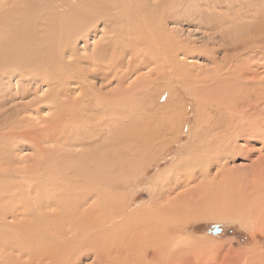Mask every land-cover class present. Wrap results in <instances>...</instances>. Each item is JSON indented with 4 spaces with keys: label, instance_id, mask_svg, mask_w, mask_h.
Here are the masks:
<instances>
[{
    "label": "bare ground",
    "instance_id": "obj_1",
    "mask_svg": "<svg viewBox=\"0 0 264 264\" xmlns=\"http://www.w3.org/2000/svg\"><path fill=\"white\" fill-rule=\"evenodd\" d=\"M69 1L66 0V3ZM100 1L102 2L92 3V0H75L72 3L70 1L69 4L67 3L68 7L66 6L68 9L63 10V17L56 15V8L52 7L54 15L47 17L45 21L46 28L39 29H37L38 26L36 27L38 17L36 15L39 14L38 8L40 9L37 5L38 8L35 9L27 5L23 7V11L18 10L21 14L19 16H16V13H19L17 9L8 8L0 12V76L18 74L20 76L25 75L27 78H44L43 80L50 87V90L48 89L49 99L51 102L56 103V106L58 104V107L54 106L56 110L58 108V111L53 114L54 117L52 116L49 119V123L41 131L45 135L41 138L36 137L37 145H40L41 140V143L58 142L62 146L70 147L90 145L98 140V137L106 128L116 133L119 124H126L128 121H132L134 117H138L136 113L126 122L125 118H130L128 114L131 115V113L125 109L124 114H122L120 110L122 107H119L126 102L130 95H133V92H135L133 90L138 85L148 86L149 88L155 83L166 82L165 86L169 91L165 98L166 105L176 96V89L172 88L173 90H171V85L173 83L182 85L188 81L192 82L188 83L191 84L192 93L204 97L203 101H215L216 103L224 101L225 104L226 101H230L232 97L237 96V99L244 103L246 94L243 87L247 88V79L250 78L247 73V66L249 65H247V59L236 58L229 65L217 66L210 72L206 71L203 75L196 73L194 75L191 71L192 68H190L191 65L189 64V69L186 67L188 63L179 58L180 56L187 57L190 52H185L186 48L181 39L172 32L165 30V23L168 20H174L172 17L178 11L177 8L183 0H159L153 4H149L146 0H134L133 9H118V14L115 8H104V0ZM110 1L113 2L114 0H108L107 2ZM48 2L49 7H51L53 5L50 3L51 0ZM37 4L39 5V2ZM167 10H170V12ZM48 12H51L50 9ZM41 15L39 16L41 17ZM93 16H97V19L104 18L112 24L113 29L109 30L107 36L103 34V38L94 43L89 53L78 56L75 47L78 38L76 39L75 36L79 32L82 34L85 31V28H82L85 25L83 21L86 20L89 23L87 19H93ZM56 17L59 20H56ZM124 17L127 23L125 25L128 26L129 24L124 34L125 37L121 33V24L119 25ZM83 18L84 20L81 21ZM42 19L44 18L42 17ZM57 21L59 22L56 24ZM42 24L44 23H41V26ZM92 26H90V29ZM81 28L84 31H81ZM241 29L245 32V29ZM261 30L264 31L263 27ZM252 40H255V38H252ZM248 41L249 36L242 35L233 42V45L240 47ZM213 53V51H210V57ZM263 60L262 62H264ZM81 64H87L90 69L83 71ZM192 67L195 68L196 66ZM145 68H149L146 76H137L135 81L129 82L127 87L124 85L129 74L138 73V71ZM186 68H188V73ZM75 77L83 79V83H79L80 91L77 92L76 90L77 96H73L75 90L69 87ZM255 77L252 76L250 79L254 80ZM95 80L103 81L105 84L116 82L117 88L111 92L104 91L103 87L97 86ZM17 94L23 96L26 93L23 91ZM65 97L69 98V101L66 102L65 99L67 98ZM89 97L92 100L90 105V102H87ZM195 97L197 99V96ZM257 99L255 105H260L259 103L263 101L259 102ZM232 100L234 102V99ZM216 103L215 105H217ZM170 105L171 110L169 108V111H174L172 102ZM232 107L234 108V106ZM255 108L258 109L259 107L256 106ZM250 109L249 112H252L253 109ZM257 109H254L253 113ZM260 109L256 111L259 112L256 115L259 118L262 115V118H264V114L259 115L264 109L262 108L263 111H260ZM218 111L220 112V109ZM232 112L234 113V110ZM231 113L229 114L233 115ZM142 115L143 111L140 116ZM262 118L259 121H264ZM15 126L19 128L17 124ZM211 126L214 127L213 129L216 132H211L212 136L210 138L206 135V138L202 137L203 135L200 136V138L202 137L203 140L207 141V143L202 142L205 145L204 148L192 150L191 153L183 152L181 158L184 160H181L182 162L172 169L173 178L169 179L168 176L154 183V185L152 184L148 204L143 203L130 211L125 210L128 207L125 200H123L125 203L121 204L118 198L110 195L109 191L119 184L113 183L115 181L112 177L108 179V169L105 166L102 168L94 154L90 152L83 154L80 151H67V157L73 158L77 155L78 158L77 161L72 159V163L65 167L40 170V173H33L34 171L22 173L21 175L12 173L14 176L11 174L13 177L8 179L11 181L7 180L9 183L6 181L0 183V246L19 251L20 255L27 257L22 264H76L81 255L91 256L94 264H192V262L205 264L208 259H202L200 253L212 257L217 253L215 249L186 246L168 247L170 242L167 235L168 224L165 222V210L169 206L166 208L162 203L164 201L161 202L160 199L163 198L165 193L169 192L171 184L176 187L177 185L188 184L187 181L195 182L197 180L198 182L199 179H208L207 177L210 179L207 180L208 183H216L215 179L221 174V171L217 174L218 171L212 172V168L224 166L225 161L228 160L226 159L228 157L226 153L229 151V147L235 145H232L229 132V135H227L229 130L217 131L220 124H212ZM0 127L2 128V126ZM19 130L18 132H20ZM3 132L4 135L0 134V137L10 134V131L8 133H6L7 131ZM19 136L25 139L30 135L21 133ZM26 140L32 141L30 138ZM199 164L202 166L197 167ZM3 170L0 171L4 177L5 171ZM245 171L247 170L227 171L223 176L228 179L241 180L244 175L248 174ZM53 176L55 178H52ZM69 177L73 179L72 182L68 181ZM18 184L22 185L18 187ZM38 189L40 190L38 191ZM138 195L139 192L133 198L135 199ZM194 195L193 190H190L187 192V200L184 199L185 194L184 198L180 200L188 203ZM90 198L92 202L88 203ZM86 203L87 205H82ZM180 207L183 206L180 205L179 210H181ZM184 208L185 205L182 210ZM45 209H48V211H45ZM168 209L172 210L171 207ZM186 209L189 210L187 207ZM186 209L181 212H186ZM172 211L174 212V210ZM52 215L59 217L58 220H52ZM18 216H21L20 220ZM7 217L11 218L8 223L5 222ZM23 217L27 227H22L23 225L20 227L21 224L13 225L23 221ZM5 227L10 229L11 238L8 240L4 239L3 236L8 231ZM70 230L81 231L74 233L75 235L76 233L77 235L80 234L78 245L75 242V244H70L72 247H54L52 236L56 232ZM108 233L110 236L115 235L111 237L113 239H109ZM215 257L220 258L217 264H223L227 261L225 259L226 255L225 257H222V255H216ZM199 258L201 259L199 260ZM210 261L213 262L211 258ZM9 263L16 264L15 261L7 260L6 264Z\"/></svg>",
    "mask_w": 264,
    "mask_h": 264
},
{
    "label": "rangeland",
    "instance_id": "obj_2",
    "mask_svg": "<svg viewBox=\"0 0 264 264\" xmlns=\"http://www.w3.org/2000/svg\"><path fill=\"white\" fill-rule=\"evenodd\" d=\"M36 1L39 2V5ZM47 1L49 0H0V12L8 8L17 9V12L23 11V7L27 5L35 9L38 8L36 7L37 5L40 7V9L38 8L39 14L36 15L38 16L36 19V27L38 26L37 29H39L46 28L47 25L45 21L47 17L54 15V9L52 7L56 8V15L63 17V13L66 11L65 9H68L66 8L67 3L69 4L70 1L72 3L75 2V0H70L67 3L66 0H51L50 3L53 5L49 7L50 4L49 2L47 3ZM107 1L108 0H104V8H115L117 14L118 9H133L134 5V0H127L128 2L126 0H114V3L112 1ZM158 1L159 0H146L149 4ZM98 2L102 1L92 0V3ZM125 2L127 3L125 4ZM41 5H43L42 8ZM135 5L137 4L135 3ZM49 9L52 13L48 12ZM177 9L178 11L172 17L174 20H168L165 23V30L172 32L184 42L186 48L185 52L189 51L190 53H188L187 57L184 56L185 58L182 56L179 58L188 63L186 67L189 68L191 65L192 74L195 75L196 73L203 75L206 71L210 72L217 66L223 67L229 65V63L231 64L236 58L247 59V65L249 64L248 66L250 67L247 66L248 77H256L254 80L250 78L247 79L246 86L248 89L243 87L245 88L246 94L244 103L243 101H239L236 95H234L236 97H232L234 102L231 99L230 101H226L225 104L223 103L224 101L222 103L203 101L202 99H204V97L199 96L197 93H192L191 84H188L192 82L188 81L186 82L187 84L185 83L182 85L173 83L172 86L170 84L171 90L176 89V96L166 105L165 98L169 92L165 86L166 82L155 83L153 86L149 87L150 89L148 86L138 85L137 88L133 90L137 92H133V95H130L126 102L122 103L123 106H119L120 108L122 107L120 109L122 114H124L125 109L131 113V115L128 114L130 118H125L126 122L128 119L135 116L136 113L138 117H134L132 121H128L126 124H119L116 133L106 128L98 137L97 143L94 142L90 145L70 147L62 146L58 142L41 143L42 140L40 145H37L36 143H38V141L36 137L41 138L45 135V133L41 131L46 124L49 123V119L52 118L53 114L58 111V108L56 110L54 107L56 103L53 101L51 102L49 99L50 87H48V83L43 80L44 78H27L25 75L20 76L14 74L11 76H0V126H2V128L0 127V134H3V131H7L6 133L10 131V134H8L9 136L5 134L6 136L0 137V151H2L0 155V170L2 171L4 169L3 171H5L4 177L0 171V183L5 181L9 183L8 181L11 180L8 179L12 178L14 174L21 175L22 173L33 171V173H40V170H53L55 167H65L71 164L73 160L77 161L78 156L75 155L73 158H69L67 157V151H80L83 154H88L90 152L94 154L102 168L105 166L106 169H108V179L112 177L115 181L113 183L119 184V187L117 186L118 188L116 187L113 188L114 190H111L115 192L109 191L110 195L118 198L121 204L126 202L128 207L125 210L130 211L143 203L147 205L149 202V194L151 193L150 187L152 188L154 183L168 176L170 177L169 179H171V177L173 178L172 169L182 162L181 160H184L181 158L183 152L191 153L190 151L192 150L203 149L205 145L202 144V142L205 140H203L202 137L206 138V135L210 138L212 136L211 132H216L211 125L220 124L217 131L229 130L227 133L229 132L230 135L229 133L227 135L231 137V142L233 143L231 144L235 146L229 147V151L226 153L228 156L226 158L228 160L226 161L228 162L225 161L224 166L212 168V172L218 171L216 172L217 174L221 171V174L215 179L216 183H208L207 180L209 181L210 179L207 177L208 179H199L200 184L199 180L198 182L197 180L195 182L187 181L188 184H181L176 187L171 184L169 192L165 193L163 198L160 199L161 202L164 201L162 203H164L166 208L169 206L168 208L171 207L172 210H174V212L172 210L170 211L168 208L167 210L170 212L165 210V222L168 224L167 235L170 242L168 247L186 246L212 248L217 252L216 255H222V257L226 255L225 259L227 261L225 260L226 262H223V264H228L229 262L231 264H263L264 123L261 122L264 121H259V119L262 118L261 114H264L262 110V108L264 109V104L262 105V103H264V95H261L264 94V62H262L264 59V31L261 30L262 27L264 29V0H183ZM167 11L170 12V10ZM42 12L44 14L41 15L40 13ZM19 15H21L20 12L16 13V16ZM39 15H41V17ZM42 17L44 19H42ZM56 20H59V18L56 17ZM82 20H84V18L81 19V21ZM87 20L89 23L85 20V22L83 21L85 25L82 26V28H85V31L81 28V31L85 33L82 32L81 34V32H79L80 35L76 34L75 36L76 39L78 38L75 46L78 56L89 53L94 43L101 40L104 36L103 34L107 36L109 30L113 29L112 24L107 22L104 18L97 19V16H93V19L89 18ZM58 22L59 21H57L56 24ZM41 23L45 25L42 24L41 26ZM125 24L127 25L124 17V20L119 23L123 37H125L124 34L129 26V24L128 26ZM91 25L93 26L90 29ZM241 28L245 29V32ZM81 35L84 36L81 37ZM242 35L249 36V41L245 45L235 47L233 42L242 37ZM129 36L131 37L130 33ZM252 38H255V40H252ZM252 48H254V51H249ZM210 51L214 52L212 57L209 55ZM192 66L196 67L194 68ZM188 68H186L187 73ZM81 69L87 71L90 67L87 64H81ZM148 71L149 68H145L138 71V73L129 74L127 82H125L124 85L127 87L129 82H134L137 76H146ZM73 79L71 81L72 85H69V87L75 90L74 95H72L77 96L78 93H76V90L77 92L80 91L79 85L83 83V79L79 78V80L76 77ZM91 81H93V79H91ZM94 82H97V86L103 87L104 91L111 92L117 88L116 82L110 84H105L103 81L98 80ZM193 85L195 86V84ZM187 87L189 88L187 89ZM171 90L170 92H172ZM23 91H25V95L19 96V94H17ZM195 96H197V99ZM256 99L257 101L259 100V102H263H260V105H255ZM65 101H69V98L65 99ZM91 101L89 97L87 101L88 103L90 102L89 105ZM171 102L175 110L170 112L169 108L171 110ZM212 102H215L217 105ZM231 103L233 104L229 105ZM226 104H228V106H226ZM232 106H234V108ZM256 106L259 107L258 109L262 107L260 111L263 112H260V118L256 115L259 113L256 112L259 111L255 108ZM56 107H58V104ZM250 108L253 109L252 112H249ZM219 109L221 114L218 111ZM254 109H257L255 113H253ZM231 110H234V113ZM142 111L143 115L140 116ZM255 119L257 121L256 124ZM262 120H264V118H262ZM16 124L19 128L16 126L14 127ZM15 128L18 129L16 130ZM11 129L13 130L12 132ZM18 130L20 132H18ZM21 133H28L30 135L28 138L32 141L26 140L28 138H21L19 136ZM201 135L203 136L200 138ZM205 143H207V141H205ZM35 144L36 146H34ZM200 166L202 165L199 164L197 167ZM236 170H247L245 172L248 174L244 175V178L241 180H237L236 178H224L223 174L225 172ZM52 178L55 177L53 176ZM71 180L73 179L69 177L68 181ZM21 185L22 184H18V187ZM39 190L40 189H38V191ZM190 190H193L195 193V195L191 197V201L189 200L191 204L190 202L184 203L180 199L184 198V194V199L188 198L187 192ZM138 192L139 195L134 199L133 197L137 195ZM115 193L116 195H114ZM123 200H125V202ZM91 202L92 199L90 198L88 203ZM82 205H87V203ZM180 205L183 207L185 205L184 209L187 207L189 210L186 209V212H181L184 209L182 210L183 207H180L181 210H179ZM45 211H48V209H45ZM52 216V220H58L59 218L54 215ZM18 217L17 218L20 220L21 216ZM10 220L11 218L7 217L5 222L8 223ZM65 221L67 222L66 218ZM18 224H21L20 227L22 225V227H27L25 219L13 225ZM214 224L221 227L220 233H211ZM6 230L9 231L10 229L6 228ZM8 231L3 235L6 240L11 238L9 234L10 231ZM75 232L81 231L70 230L66 232H56L52 236V244L54 247H72L70 244H75V242L76 245H78L80 234L77 235L76 233L75 235ZM107 236L109 239H113L111 237L115 235L110 236L108 233ZM0 248H2L0 249V264H6L7 260H11V262L15 261L16 264H22L27 259V257L20 255L19 251L6 249V247L2 246H0ZM200 255H202V259H208V261H205V264L219 263L220 258L218 259V257H215L216 255L212 257L208 254L200 253ZM205 255L207 256L205 257ZM81 256L78 258L76 264H94L91 256ZM201 258H199V260ZM210 258L213 262L210 261ZM209 261L210 263H208ZM194 263L197 264V262ZM194 263L192 262V264Z\"/></svg>",
    "mask_w": 264,
    "mask_h": 264
},
{
    "label": "water",
    "instance_id": "obj_3",
    "mask_svg": "<svg viewBox=\"0 0 264 264\" xmlns=\"http://www.w3.org/2000/svg\"><path fill=\"white\" fill-rule=\"evenodd\" d=\"M221 232V227L217 224H214L211 229V233L217 234Z\"/></svg>",
    "mask_w": 264,
    "mask_h": 264
}]
</instances>
